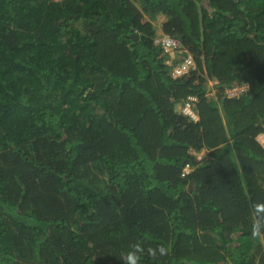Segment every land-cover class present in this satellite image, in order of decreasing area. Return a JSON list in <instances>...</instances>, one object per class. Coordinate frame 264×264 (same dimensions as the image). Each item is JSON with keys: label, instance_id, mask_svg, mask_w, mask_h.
Masks as SVG:
<instances>
[{"label": "trees", "instance_id": "obj_1", "mask_svg": "<svg viewBox=\"0 0 264 264\" xmlns=\"http://www.w3.org/2000/svg\"><path fill=\"white\" fill-rule=\"evenodd\" d=\"M261 133L264 0H0V264H264Z\"/></svg>", "mask_w": 264, "mask_h": 264}, {"label": "built area", "instance_id": "obj_2", "mask_svg": "<svg viewBox=\"0 0 264 264\" xmlns=\"http://www.w3.org/2000/svg\"><path fill=\"white\" fill-rule=\"evenodd\" d=\"M157 42H159L163 48V52L166 56V62L172 64L171 70L174 76H181L183 74H186L196 66V62L192 53L184 50L181 41L177 37L162 31L160 36L157 38ZM182 53L183 55L181 56ZM210 81L212 84L217 82L216 79H211ZM244 86L245 85L237 84V86H235L233 94H230V92L229 94L235 95L240 93V91L243 90ZM197 100V95L189 94L181 104V111L189 115L194 120H198L200 118L196 108ZM199 157H201V155ZM190 169L191 165L190 163H187L183 168L182 174L184 175L188 173Z\"/></svg>", "mask_w": 264, "mask_h": 264}, {"label": "clouds", "instance_id": "obj_3", "mask_svg": "<svg viewBox=\"0 0 264 264\" xmlns=\"http://www.w3.org/2000/svg\"><path fill=\"white\" fill-rule=\"evenodd\" d=\"M157 252H159L160 255H164L166 254V249L163 246H159L158 249L149 248L147 250L149 256L156 255ZM144 253V247L141 244H136L131 251L122 255L120 259L123 261V264H140V256Z\"/></svg>", "mask_w": 264, "mask_h": 264}, {"label": "rangeland", "instance_id": "obj_4", "mask_svg": "<svg viewBox=\"0 0 264 264\" xmlns=\"http://www.w3.org/2000/svg\"><path fill=\"white\" fill-rule=\"evenodd\" d=\"M145 18L146 19H148V18H150V14L149 13H145ZM163 19H164V15L163 14H160L156 19H154V21H155V25H156V27H157V35H156V38H155V41L157 42V38L160 36V34L162 33V28H161V24H162V21H163ZM209 84L212 86L211 87V89L209 90V92H208V94H210V95H213V94H215V92H216V87H214L213 86V84L211 83V81H209ZM235 86H237V85H235ZM235 86L234 87H231V88H229V89H227L228 91V93L230 92V94H233V91L235 90ZM238 89V88H237ZM241 92V91H240ZM181 102L180 103H177V105H176V108L178 109V110H181ZM258 139L263 143V145H264V133H261V134H259V136H258ZM205 149L204 150H202V151H200V152H198V157L201 155H203L204 153H205Z\"/></svg>", "mask_w": 264, "mask_h": 264}]
</instances>
